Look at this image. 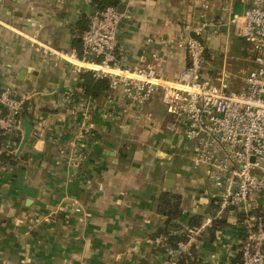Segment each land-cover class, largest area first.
I'll return each instance as SVG.
<instances>
[{"label": "crops", "instance_id": "0c3cea01", "mask_svg": "<svg viewBox=\"0 0 264 264\" xmlns=\"http://www.w3.org/2000/svg\"><path fill=\"white\" fill-rule=\"evenodd\" d=\"M208 2L213 12L225 4L232 11H241L248 0ZM120 3L130 14L121 20L116 34L121 62L128 65L151 63L162 77L175 76L185 64V49L176 45V40L196 22L198 6L195 2L119 0ZM95 9L92 0H0V22L4 24L0 25V86H12L25 98L28 116L37 113L38 118L33 122L42 128L41 134H37L31 127L21 149L10 152L17 156L23 150L25 158L15 163L0 158V217H3L0 221L3 233L0 264H28L25 260L28 258L22 255V235L16 234L25 224L17 211L24 212L25 205L21 201L28 197L27 191L36 182L35 176H28L27 164L41 155L47 156V148L55 139L61 119L69 117L73 125L78 124L80 112L68 116L65 113V103L68 104L65 96L68 92L84 93L77 84L79 73L74 74L63 61L44 57L36 50L32 39L62 48H79V34ZM202 37L207 47V71L218 76L223 69L230 86L241 88L244 74L233 77L226 67L232 65L236 73L242 63L247 64L246 70L250 67L241 25L237 24L231 30L223 26L217 31L208 29ZM230 58L233 61H229ZM106 93L98 97L84 94L96 102L87 106L89 113L83 118L84 123L101 131L102 136L94 147V153L100 159L99 175L95 180L89 178L86 184V212L82 204L76 203L82 210L80 214L86 213V253L79 256L83 261L71 256L40 254L31 258L32 264H132L141 257L147 264H168L172 255L169 247L158 250L165 241L160 234L153 236L156 227L164 223V217L156 212L160 191L179 194V213L175 221H171L176 222V226L168 225L167 229L177 234L191 232V256L207 264L234 263L239 239L246 234L244 228L239 231L242 227L237 221L241 214L234 208L231 212H215L214 202L204 190L205 183L195 180L199 170L191 167L187 151L180 146L177 137L166 131L164 108L158 98L151 102L149 118L135 120L126 116L108 117L106 112L111 110V104L105 99ZM67 130L69 136L72 132ZM22 133L23 128L20 135ZM122 135H125L123 141ZM144 135L149 136L153 147L148 148L149 158L143 162H137L142 151L139 142L132 144L129 158L106 153V150L116 151L118 147L127 150L128 137L132 142L133 136L142 139ZM12 140L17 138L14 136ZM8 149L0 144V152L9 153ZM155 157L163 160L158 161ZM167 171L173 176L170 185L164 187ZM34 192H37L36 186ZM194 213L200 215V224L189 227L187 218ZM220 216H223L224 224L209 238L207 227L213 218Z\"/></svg>", "mask_w": 264, "mask_h": 264}, {"label": "built area", "instance_id": "2783aa9c", "mask_svg": "<svg viewBox=\"0 0 264 264\" xmlns=\"http://www.w3.org/2000/svg\"><path fill=\"white\" fill-rule=\"evenodd\" d=\"M193 1L198 6L197 20L176 40V45L185 49V64L171 78L159 75L151 63L121 62L116 34L121 20L130 14L114 4L89 14L79 34V48H62L36 39L32 43L44 57L65 62L74 74L88 71L93 78L106 80L105 99L111 104L108 117L147 119L152 100L158 98L166 131L177 137L191 167L199 170L195 180L205 183L215 212L236 209L241 214L237 223L246 234L239 239L233 264H264V0H248L241 11L221 5L217 12L210 9L208 0ZM237 24L242 28L250 67L241 88L234 89L223 69L213 76L205 68L207 47L202 34L221 26L231 30ZM65 99L67 116L80 112L75 123L79 135H93V128L83 118L89 113V103L96 102L73 92ZM24 100L12 86H0V135H7L3 140V146L10 148L7 152L16 153L22 120H30L37 134L42 132L33 122L37 113L21 115ZM11 133L16 141L8 136ZM187 233L169 249L168 264L190 254L191 232Z\"/></svg>", "mask_w": 264, "mask_h": 264}, {"label": "rangeland", "instance_id": "374dc122", "mask_svg": "<svg viewBox=\"0 0 264 264\" xmlns=\"http://www.w3.org/2000/svg\"><path fill=\"white\" fill-rule=\"evenodd\" d=\"M229 61L233 59L230 58ZM218 62L219 60L216 63ZM240 65L237 73L236 70H232V65L226 67L233 73V77H238L245 73L247 67V64ZM216 66L219 67V64ZM235 73L237 76L234 75ZM70 121L69 118L61 119L62 126L57 127L55 139L50 144V148H47V156H39V161L27 164L28 176L32 178L35 176L36 182L32 183V188L27 191V196H31L32 201L25 205L24 212H20L19 209L17 211L25 224L24 229L16 231V234L22 235L20 237L22 255L28 258L25 259L28 264H32L31 258L40 254H52L56 257L71 256L77 261H83L79 256L86 253V226H84L86 213L78 214L70 210L69 203L82 204L86 212V184L89 178L95 180L99 175L97 171L100 159L96 156L97 153H94V147L99 144L97 141L102 136V132L92 129L93 135L86 132L81 133L80 136L78 127ZM67 129H71L72 132L69 136L66 135L69 133ZM124 138L125 135H122L121 140L123 141ZM138 142L142 146L140 157L137 159L139 163L149 158L148 148L153 146L147 135L142 139L133 136L132 142L129 143ZM160 154L163 155V152ZM157 160L163 159L158 157ZM114 161L117 162L115 159ZM35 186L37 192H34ZM16 201L18 206L19 200ZM2 219L3 217H0V221ZM2 236L3 233L0 231V237Z\"/></svg>", "mask_w": 264, "mask_h": 264}, {"label": "trees", "instance_id": "16d2710c", "mask_svg": "<svg viewBox=\"0 0 264 264\" xmlns=\"http://www.w3.org/2000/svg\"><path fill=\"white\" fill-rule=\"evenodd\" d=\"M92 1L95 2L96 9L101 8L102 6L108 3L114 5H117L119 3V0H92ZM79 78L80 79L78 80L77 84L82 88L84 94L86 95L88 94L92 97H98L107 90L106 80L93 78L90 72L88 71L79 72ZM25 108H26V102L24 100V102L22 103V110H21L22 116L28 114ZM58 126L61 127L62 125L60 124ZM6 137L7 135H0V144H3V140ZM13 138L14 136L10 137V139ZM25 157H26V153L23 150H21V152H19L17 156L10 153H6L4 150L0 152V158L3 161H8L10 163H15L17 160ZM178 206H179V194L167 192V191L159 192L157 198V204H156V212L164 217V223L161 226L156 227L153 236L160 234L161 238H163L162 240L165 241L163 246H158V250L160 251H164L165 247H169V249L174 248L177 240L186 238L185 232L180 234L170 233V231L167 229L168 225H172V227L176 226V222L174 223L171 221L173 220L175 221V219L178 216L179 213ZM199 224H200L199 214L194 213L187 218V225L189 227L198 226ZM223 224H224L223 216L213 218L211 223L207 227L209 238L213 237L214 232L217 229H219V227H221ZM242 229L243 227L239 231L242 232ZM236 259L237 256H235L233 262H235ZM132 264H147V260L141 257ZM176 264H207V263L202 262L199 259H195L194 256H191L190 253L189 255H183L181 257H178L176 259Z\"/></svg>", "mask_w": 264, "mask_h": 264}, {"label": "water", "instance_id": "95a60500", "mask_svg": "<svg viewBox=\"0 0 264 264\" xmlns=\"http://www.w3.org/2000/svg\"><path fill=\"white\" fill-rule=\"evenodd\" d=\"M117 8L119 10H122L123 9V4L122 3L118 4ZM188 33L192 34L191 31L188 32ZM21 71H22V69H21ZM21 122H22L23 133L21 135V138H20V141H19V144H18V147H17V152L21 149V147H22L23 143L25 142V140H26V138H27V136H28V134H29V132L31 130V127H32V123H31L30 120H22ZM10 135H12V133ZM126 144L128 145L127 150H123L122 147H118L116 149V151L106 150V153L110 154V155H114V156L116 155V156H123L125 158H129L130 155L132 154V148H133V145L129 143V137L126 140ZM172 176H173V173L171 171H167L165 173V180H164V183H163L164 187L170 185V181H171ZM30 202H31V198H29V197L24 198L21 201V203L24 204V205H27ZM71 210H74L76 212L82 213V210H81L79 204L71 205Z\"/></svg>", "mask_w": 264, "mask_h": 264}]
</instances>
